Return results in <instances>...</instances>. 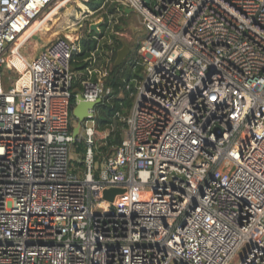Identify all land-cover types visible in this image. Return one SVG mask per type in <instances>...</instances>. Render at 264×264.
Listing matches in <instances>:
<instances>
[{"label":"built area","instance_id":"1","mask_svg":"<svg viewBox=\"0 0 264 264\" xmlns=\"http://www.w3.org/2000/svg\"><path fill=\"white\" fill-rule=\"evenodd\" d=\"M59 1L0 0V264H264V0H119L145 37L99 162L98 105L75 138L73 98H109L112 57L77 71L64 37L22 52Z\"/></svg>","mask_w":264,"mask_h":264},{"label":"rangeland","instance_id":"2","mask_svg":"<svg viewBox=\"0 0 264 264\" xmlns=\"http://www.w3.org/2000/svg\"><path fill=\"white\" fill-rule=\"evenodd\" d=\"M80 2L86 5L84 8H87V11L83 12ZM90 2L92 0H60L58 4L47 9L40 20H37L32 27V34L36 35V37L25 44L22 52L25 55H29V53L32 55L38 54L41 48L60 37L72 40L79 49L82 48L85 40L98 39L99 51L97 54H100L99 58H102V53L111 56L115 62L116 53L123 47V43L126 42L130 46L129 54L124 59L123 66L115 70V72L123 74L126 70L131 69L128 57L131 55V52L137 51L140 42L145 37V30L138 14L136 12L126 13L125 8L119 3V0H105L96 9L91 8ZM101 20H104V24L106 25L104 27L100 26L98 33L91 31V24L100 22ZM99 33L103 35H96ZM116 40L120 43H117ZM17 68L19 70H15V72H12L9 68L5 69V81L7 84L25 80L27 77V72L24 76L20 75L19 71H23V67L19 65ZM128 112L129 109L125 113H122L120 118H117L111 127L96 129L95 150L101 161L114 153L117 146H108L107 137L118 128H122L124 133V118L128 115ZM73 123L75 127L77 125L76 119H73ZM83 145L85 148V144ZM106 146L107 149L105 151L102 150V147ZM84 154L85 149H80L79 144H72L70 156L73 163L78 164L83 160ZM99 167L100 164L96 163L95 171L97 175H99ZM242 254H239L231 264H238Z\"/></svg>","mask_w":264,"mask_h":264},{"label":"trees","instance_id":"3","mask_svg":"<svg viewBox=\"0 0 264 264\" xmlns=\"http://www.w3.org/2000/svg\"><path fill=\"white\" fill-rule=\"evenodd\" d=\"M105 0H92L90 2L91 8L96 9L98 8L101 3ZM80 6L83 9V12L87 11V8H84L86 5L82 2H80ZM84 5V6H83ZM105 23V22H104ZM106 24H102L101 26H105ZM97 33V32H96ZM102 36V33L96 34ZM117 43H120L118 40H116ZM98 47V39L95 40H85L83 43V46L81 48V51L74 56L73 60V68L77 71L85 69L90 61L87 60L88 57L91 56V51L96 49ZM117 56V53H116ZM124 64V63H123ZM123 64L116 66H113V70L111 72V75L109 76L107 80V84L112 86L113 93L109 96L108 99L100 103L96 108V115H95V121L96 126L98 129H105L107 127H111L114 123V121L117 118H120L118 113H125L127 109H130L132 103H133V96L130 95V91L126 89V84L134 76V74L131 72V69L126 70L123 74L117 73L115 70L119 69L123 66ZM138 75V74H137ZM122 93V94H120ZM75 101V97L73 98ZM125 126V122H124ZM123 140V131L122 128H118L116 131L111 132L107 137L108 146H119ZM75 144H79V148L85 149L83 146V142H76ZM106 147H102V150H106ZM96 159L98 161H101V159L96 156Z\"/></svg>","mask_w":264,"mask_h":264},{"label":"water","instance_id":"4","mask_svg":"<svg viewBox=\"0 0 264 264\" xmlns=\"http://www.w3.org/2000/svg\"><path fill=\"white\" fill-rule=\"evenodd\" d=\"M125 12L130 14L133 12L132 8H126ZM104 24V20L100 22H95L91 24L90 30L94 32H99V27ZM130 51V46L124 42L123 47L118 50L117 57L115 60V65L119 66L123 63L124 59L127 57ZM102 102L101 99L96 102L86 101L81 94H78L75 99V106L73 108V116L77 121V125L73 129V135L76 138L81 130V124L83 120L92 115L91 109H94L97 105ZM125 190L122 188H108L104 190V197L107 200L113 201L116 195L123 193Z\"/></svg>","mask_w":264,"mask_h":264},{"label":"bare ground","instance_id":"5","mask_svg":"<svg viewBox=\"0 0 264 264\" xmlns=\"http://www.w3.org/2000/svg\"><path fill=\"white\" fill-rule=\"evenodd\" d=\"M17 65L19 66L20 63H19L18 57H15V58H13V59L9 62L7 68H14V67H16ZM20 67H22V66H20Z\"/></svg>","mask_w":264,"mask_h":264}]
</instances>
